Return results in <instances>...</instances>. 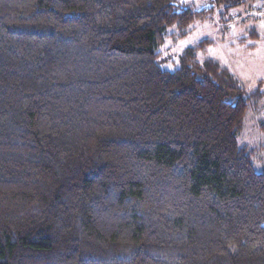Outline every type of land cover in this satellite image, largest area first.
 I'll list each match as a JSON object with an SVG mask.
<instances>
[{
	"label": "trees",
	"instance_id": "16d2710c",
	"mask_svg": "<svg viewBox=\"0 0 264 264\" xmlns=\"http://www.w3.org/2000/svg\"><path fill=\"white\" fill-rule=\"evenodd\" d=\"M250 4L0 0V264H264L238 141L261 91L199 61L206 41L173 71L161 52Z\"/></svg>",
	"mask_w": 264,
	"mask_h": 264
},
{
	"label": "rangeland",
	"instance_id": "374dc122",
	"mask_svg": "<svg viewBox=\"0 0 264 264\" xmlns=\"http://www.w3.org/2000/svg\"><path fill=\"white\" fill-rule=\"evenodd\" d=\"M201 9L214 0H175ZM251 5V4H250ZM232 9L223 7L209 13L204 21L196 22L186 38L170 37L161 49L164 67L170 71L179 65L180 55L206 41L197 51L199 61L213 59L230 70L249 92L260 89L262 97L248 111L244 128L238 136L241 146L249 149L258 172L264 171V6L256 4ZM176 29L169 34H176ZM253 33L257 38L253 37ZM259 81L263 84L259 85Z\"/></svg>",
	"mask_w": 264,
	"mask_h": 264
},
{
	"label": "water",
	"instance_id": "95a60500",
	"mask_svg": "<svg viewBox=\"0 0 264 264\" xmlns=\"http://www.w3.org/2000/svg\"><path fill=\"white\" fill-rule=\"evenodd\" d=\"M211 8H212V6H211V5H208V6H206V7L201 8L200 11L202 12V11H204V10H209V9H211Z\"/></svg>",
	"mask_w": 264,
	"mask_h": 264
},
{
	"label": "built area",
	"instance_id": "2783aa9c",
	"mask_svg": "<svg viewBox=\"0 0 264 264\" xmlns=\"http://www.w3.org/2000/svg\"><path fill=\"white\" fill-rule=\"evenodd\" d=\"M256 7H258V6H256Z\"/></svg>",
	"mask_w": 264,
	"mask_h": 264
}]
</instances>
